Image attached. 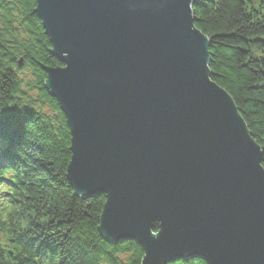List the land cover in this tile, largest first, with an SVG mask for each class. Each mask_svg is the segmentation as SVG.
I'll list each match as a JSON object with an SVG mask.
<instances>
[{"label":"water","instance_id":"water-1","mask_svg":"<svg viewBox=\"0 0 264 264\" xmlns=\"http://www.w3.org/2000/svg\"><path fill=\"white\" fill-rule=\"evenodd\" d=\"M194 1L36 0L62 64L43 69L70 127L66 176L106 196L101 235L136 240L142 264H264L263 150L212 79Z\"/></svg>","mask_w":264,"mask_h":264},{"label":"trees","instance_id":"trees-1","mask_svg":"<svg viewBox=\"0 0 264 264\" xmlns=\"http://www.w3.org/2000/svg\"><path fill=\"white\" fill-rule=\"evenodd\" d=\"M36 8L0 0V264H142L136 240L101 235L106 196H78L67 179L70 127L43 69L62 64ZM193 13L210 40L212 79L233 97L264 167V0H195Z\"/></svg>","mask_w":264,"mask_h":264},{"label":"rangeland","instance_id":"rangeland-1","mask_svg":"<svg viewBox=\"0 0 264 264\" xmlns=\"http://www.w3.org/2000/svg\"><path fill=\"white\" fill-rule=\"evenodd\" d=\"M21 75L23 76V77H28L29 76V73H28V71H23L22 73H21Z\"/></svg>","mask_w":264,"mask_h":264}]
</instances>
